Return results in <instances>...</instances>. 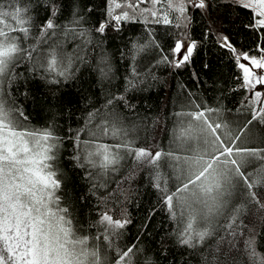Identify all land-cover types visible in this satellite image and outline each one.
<instances>
[{
    "label": "snow or ice",
    "instance_id": "obj_1",
    "mask_svg": "<svg viewBox=\"0 0 264 264\" xmlns=\"http://www.w3.org/2000/svg\"><path fill=\"white\" fill-rule=\"evenodd\" d=\"M234 7L253 13L243 25L254 37L247 50L225 27V12ZM197 16L200 40L191 36ZM137 23L179 30L172 33L170 55L158 63L190 67L204 44L215 41L240 70L231 88H221L215 108L189 101L193 110L175 114L168 151L158 149L155 139L138 143V129L125 123L126 113L137 109L131 93L141 81L135 68L124 91L107 93L99 106L80 90L88 104L79 127L70 123L77 101L62 91L81 65L92 67L97 84H110L115 74L104 45ZM24 63L31 73L24 86L39 80L48 88L39 99L31 89L21 93L48 109L49 120L39 127L13 94L21 75L15 69ZM202 70L211 72V65L205 62ZM192 76L200 81L195 69ZM241 90L248 95L239 103L251 118L233 129L223 119L232 111L223 100ZM254 121L264 125V0H0V264H264V241L244 223L248 204L264 210V138L252 136ZM105 136L118 142L100 143ZM126 158L133 167L120 177ZM144 170L157 200L135 239L121 245L132 219L126 206L116 216L108 205L127 201ZM77 171L87 182L82 192L72 179ZM160 211L176 226L158 231L153 220ZM149 238L155 244L151 256L143 247Z\"/></svg>",
    "mask_w": 264,
    "mask_h": 264
},
{
    "label": "trees",
    "instance_id": "obj_2",
    "mask_svg": "<svg viewBox=\"0 0 264 264\" xmlns=\"http://www.w3.org/2000/svg\"><path fill=\"white\" fill-rule=\"evenodd\" d=\"M221 11H225L221 9ZM225 27L228 33L232 34L234 42H243L244 50H247L249 44L253 42V33L245 30L243 25L248 23L252 18V11L242 7H234L231 11L225 12ZM199 16L193 23V31L191 36L193 39L200 40L202 33V25L199 24ZM234 21V22H233ZM152 30L149 35L148 29ZM179 30L169 25L151 24L144 25L137 23L128 25L122 34L116 40L110 41L104 47L108 50L112 57V66L115 79L111 83L104 85L97 84L96 73L89 65H81L79 72L76 73L77 79L69 81L62 89L63 92L72 94L73 99L77 101L72 105L75 115L70 123L73 127H79L80 118L86 115L85 106L88 101L80 99V90L83 94L90 98L91 103L101 105L107 93H122L125 89V77L132 75V69L140 73L139 89L135 93H131L135 98L133 103L137 105L135 112L126 113V124L131 127L135 125L138 129L136 134L137 142L140 144L152 143L156 140L158 149L168 151L172 144V133L176 127V113L179 111H191L189 101L194 104H204L208 107L215 108L220 101L221 88L234 85L232 76L239 74V68L234 66L232 53L226 49L220 48L215 41H209L198 51L193 57V64L190 67L175 69L164 63H158L164 54L170 55L169 45L175 37L173 32ZM134 44H143V50H137ZM159 45L160 47H156ZM71 45L66 44L67 50L71 51ZM208 62L211 65V72H204L202 65ZM27 63L21 64L15 69L20 75L16 81L19 85V91L13 94L17 97V103L22 105L26 114L30 115V124L39 127L49 120L50 113L46 107L37 108L31 97L25 99L21 94L28 90H33L37 99L48 95V88L39 80L28 83L27 88L24 86L25 81L31 76ZM195 69L200 74V81L197 82L192 76V70ZM226 82V83H225ZM15 88V85H14ZM248 93L243 90L234 93H228L227 99L223 100L226 109L223 119L230 123L235 129L239 122L250 119L248 108H244L239 102ZM237 108H243L242 112H237ZM64 117H58L57 122L61 127H65ZM147 125L145 130L144 125ZM251 134L257 141L264 138V125H259L255 121L250 126ZM158 137V138H157ZM118 141L111 136L101 137L100 143L114 145ZM123 167L117 175L126 176L128 171L133 167L131 158L122 161ZM259 162L256 163L258 165ZM249 170V169H248ZM164 171L170 172L171 168L166 167ZM76 189L84 191L87 188V182L83 179L82 174L77 171L72 177ZM128 188V183L122 185ZM115 187V185H113ZM169 188L173 189V182L169 181ZM157 191L150 187L148 183V170L137 173L135 180L131 183V195L127 201H118L115 206L109 204L114 215L118 216L121 207L126 206L127 213L132 219V224L127 226L125 235L119 241L121 245L131 243L139 230V225L146 215V210L152 207L157 200ZM158 206V205H157ZM95 215V213H93ZM244 223L250 228L258 232V238L264 241V210L258 208L255 203H250L244 216ZM153 226L159 231L163 229H171L175 227V223L167 218L164 211L158 212L153 220ZM143 247L146 249L145 255L151 256L155 251V244L151 242V238L146 239ZM195 264V261L193 262Z\"/></svg>",
    "mask_w": 264,
    "mask_h": 264
},
{
    "label": "rangeland",
    "instance_id": "obj_3",
    "mask_svg": "<svg viewBox=\"0 0 264 264\" xmlns=\"http://www.w3.org/2000/svg\"><path fill=\"white\" fill-rule=\"evenodd\" d=\"M251 2L255 5L257 3V0H251ZM145 5H141V7H144ZM260 71V70H257ZM259 87V86H258ZM257 162H255L256 164ZM253 170V166H249V171ZM250 204H248L247 209L249 208Z\"/></svg>",
    "mask_w": 264,
    "mask_h": 264
}]
</instances>
